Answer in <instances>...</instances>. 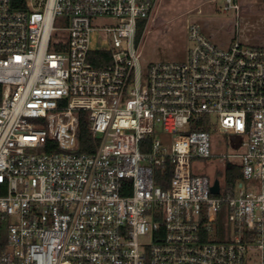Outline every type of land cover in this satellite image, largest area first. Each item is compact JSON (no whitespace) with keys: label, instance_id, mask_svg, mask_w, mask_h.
<instances>
[{"label":"built area","instance_id":"2783aa9c","mask_svg":"<svg viewBox=\"0 0 264 264\" xmlns=\"http://www.w3.org/2000/svg\"><path fill=\"white\" fill-rule=\"evenodd\" d=\"M21 1L0 0V264H264V45L194 20L185 60L146 61L159 0Z\"/></svg>","mask_w":264,"mask_h":264},{"label":"rangeland","instance_id":"374dc122","mask_svg":"<svg viewBox=\"0 0 264 264\" xmlns=\"http://www.w3.org/2000/svg\"><path fill=\"white\" fill-rule=\"evenodd\" d=\"M241 7L240 18L224 14L225 0H159L141 42L146 61L179 62L186 59L190 42L187 29L191 21H198L204 33L216 44L226 47L233 38L245 45H264V0H236ZM238 24V32L237 25ZM227 136L217 141L227 144ZM228 148H215L221 154ZM196 170L208 176L215 174L211 160H199Z\"/></svg>","mask_w":264,"mask_h":264},{"label":"trees","instance_id":"16d2710c","mask_svg":"<svg viewBox=\"0 0 264 264\" xmlns=\"http://www.w3.org/2000/svg\"><path fill=\"white\" fill-rule=\"evenodd\" d=\"M16 4L20 5L22 3L21 0H14ZM143 30H144V24L141 25L138 31L137 35V42H139L143 36ZM93 55H97V57L100 58L98 62H93L95 66H102L110 63V54L107 52H96ZM52 143V142H50ZM78 152L79 153H93L98 148L100 141L99 139H96L93 137L91 131H90V121L88 117V112L81 110L79 112V129H78ZM47 152H49V149H46ZM58 151V149H57ZM242 177L241 168L238 163H228L227 171H226V187H227V193L232 194L234 191V188L236 186V183L238 180H240ZM170 179V172L165 177V180ZM158 184H161V180H157ZM226 216L225 211L220 215L218 228H224L226 227Z\"/></svg>","mask_w":264,"mask_h":264},{"label":"water","instance_id":"95a60500","mask_svg":"<svg viewBox=\"0 0 264 264\" xmlns=\"http://www.w3.org/2000/svg\"><path fill=\"white\" fill-rule=\"evenodd\" d=\"M211 192L213 194H218L219 193V185H218V182H216V185L211 188Z\"/></svg>","mask_w":264,"mask_h":264}]
</instances>
